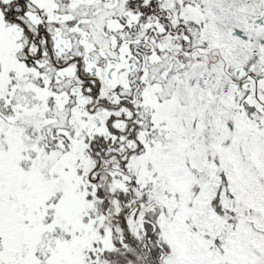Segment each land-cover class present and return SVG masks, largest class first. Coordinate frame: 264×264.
Masks as SVG:
<instances>
[{"label":"snow or ice","instance_id":"obj_1","mask_svg":"<svg viewBox=\"0 0 264 264\" xmlns=\"http://www.w3.org/2000/svg\"><path fill=\"white\" fill-rule=\"evenodd\" d=\"M0 264H264V0H0Z\"/></svg>","mask_w":264,"mask_h":264}]
</instances>
